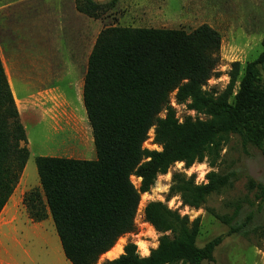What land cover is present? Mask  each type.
Instances as JSON below:
<instances>
[{
  "label": "trees",
  "instance_id": "16d2710c",
  "mask_svg": "<svg viewBox=\"0 0 264 264\" xmlns=\"http://www.w3.org/2000/svg\"><path fill=\"white\" fill-rule=\"evenodd\" d=\"M114 2L75 0V7L97 18ZM219 48L220 35L207 24L190 32L126 26H109L99 32L88 56L82 88L96 159L36 156L43 194L32 189L23 197L34 221L44 219L48 208L62 252L71 264H96L122 235L133 232L140 194L148 192L157 176L175 162L188 168L206 157L210 167L215 166L229 134L257 147L264 157V85L260 83L264 40L261 53L245 63L240 77L239 62L231 64L228 84L214 95L202 87L216 75ZM173 92L176 103L205 118L185 116L179 121L169 103ZM151 128L160 150L143 147ZM28 157L25 129L0 58V212ZM132 175L140 178L138 188L131 182ZM205 179L198 184L193 176L174 173L168 198L179 196L183 205L199 208L210 195L231 185L228 174L215 170L207 172ZM250 187L264 205V184L250 181ZM239 208L237 205L233 216L215 214L228 226L227 231L198 247V217L190 221L161 201H149L143 214L160 234L157 246L140 256L136 245L129 242L108 264L211 261L226 236L264 232V217L249 227L256 218L254 213L247 215V222L232 223Z\"/></svg>",
  "mask_w": 264,
  "mask_h": 264
},
{
  "label": "rangeland",
  "instance_id": "374dc122",
  "mask_svg": "<svg viewBox=\"0 0 264 264\" xmlns=\"http://www.w3.org/2000/svg\"><path fill=\"white\" fill-rule=\"evenodd\" d=\"M94 1L107 3L111 0ZM202 24L211 26L220 35L216 75H212L202 87L217 95L229 82L233 62L240 64V77L245 63L262 51L264 0H115L97 18L78 12L75 0H0V58L8 67L13 92L17 97L25 98L43 86L56 87V92L67 101L60 107L61 119L71 112V132L54 130L49 116L40 119L38 113L28 112L20 117L29 150L20 188L28 190L40 185L34 162L36 156L96 159L92 129L82 100V83L88 56L102 29L126 26L190 32ZM260 75V83L264 85V63ZM237 85L238 81L233 95ZM233 95L228 99L230 102ZM33 101L38 103V100ZM25 102V107L31 105L28 100ZM169 103L180 121L185 116L205 118L203 114L187 109L185 104L176 103L174 92ZM164 112L159 116H164ZM153 137L151 128L143 147L160 150ZM209 162L205 157L188 168L183 162H175L165 174L157 176L150 190L140 194L134 231L120 237L122 252L129 242L136 245L140 256L148 255L157 246L160 234L145 221L143 214L149 201H161L181 215H187L190 221L198 217L200 226L195 241L198 247L227 231L228 226L214 215L233 216L237 205L240 208L232 223L247 222L250 213L256 218L249 227L261 222L264 205L255 198L256 189L250 187V181L264 184L262 152L251 144H244L237 134H229L215 166L210 167ZM210 170L228 174L231 185L210 195L199 208L183 205L179 196L168 198L174 173L193 176L195 183L199 184L206 182L205 175ZM130 179L138 188L140 178L132 175ZM25 218L19 212L16 229L3 227L6 235H0V259L8 264H70L63 255L52 220L45 222L46 231L34 235L27 228L29 226L22 223ZM121 253L112 258L101 255L96 264H108ZM200 264H264V232L226 236L216 246L213 259Z\"/></svg>",
  "mask_w": 264,
  "mask_h": 264
},
{
  "label": "crops",
  "instance_id": "0c3cea01",
  "mask_svg": "<svg viewBox=\"0 0 264 264\" xmlns=\"http://www.w3.org/2000/svg\"><path fill=\"white\" fill-rule=\"evenodd\" d=\"M69 58L71 59L70 56H69ZM3 67H4V71H5V74L7 77V81H8L9 87L11 89L12 95L14 97V101H15V104L17 106L20 117L24 113H28V112L32 113V114L38 113L40 119H44L46 116H49L53 120L54 130L59 131V132H63L64 130L65 131L68 130L69 132H71V112H69L67 114L66 118L63 117V119H61L62 115H61L60 107L67 104V101L65 99L61 98L60 93L56 92L57 91L56 87H49L48 85H46V86H43L42 88L38 89L36 93L28 95L25 98L17 97L16 94L12 90V85H11L8 67L5 65H3ZM6 69H7V71H6ZM83 81H84V77H83ZM45 84L46 83H44L43 85H45ZM82 88H83V83H82ZM26 100H28L31 104V105L28 104V107H25V105H24V103H26L25 102ZM33 100H38V103H36ZM63 114H65V111H63ZM22 173H23V171H22ZM22 173L19 177V180H18L12 194L9 196L6 204L4 205V207L2 208V210L0 212V235H6L5 232H3V227L4 228L10 227V228L16 229V225L18 223L17 220H18L19 212L24 214L26 217L22 223L24 225H28L29 227H27V228H29L30 233L34 234V235L39 234L40 231H46V229H48V227L45 225V222H51L50 220H52L51 215L48 211V208H46V216L42 220L34 221L29 216L27 209L23 203L24 194L26 192L32 190V189H38L41 192V194H43V192L41 189V185L34 187V188H31V189H28V190L21 189L20 184H21V181L23 180L22 179ZM38 178H39V176H38ZM39 184H40V182H39ZM19 222L21 223L20 220H19ZM52 222H53V220H52ZM26 239H27V236H26ZM26 243H27V240H25L23 244L25 245ZM7 255L10 256L11 258L13 257L12 253L11 254L8 253ZM102 256H104V255H102ZM0 264H8V263H5L0 259Z\"/></svg>",
  "mask_w": 264,
  "mask_h": 264
},
{
  "label": "bare ground",
  "instance_id": "6f19581e",
  "mask_svg": "<svg viewBox=\"0 0 264 264\" xmlns=\"http://www.w3.org/2000/svg\"><path fill=\"white\" fill-rule=\"evenodd\" d=\"M122 243H123L122 239L119 238V241L117 240V242L115 243V245L110 250H108L107 252H105L103 255H106L107 257L112 258L113 256L121 253L122 252ZM144 250L147 253V250L145 248H144Z\"/></svg>",
  "mask_w": 264,
  "mask_h": 264
},
{
  "label": "built area",
  "instance_id": "2783aa9c",
  "mask_svg": "<svg viewBox=\"0 0 264 264\" xmlns=\"http://www.w3.org/2000/svg\"><path fill=\"white\" fill-rule=\"evenodd\" d=\"M193 111V110H192ZM195 112V111H194ZM179 120V119H178ZM180 121V120H179ZM182 121V120H181Z\"/></svg>",
  "mask_w": 264,
  "mask_h": 264
}]
</instances>
